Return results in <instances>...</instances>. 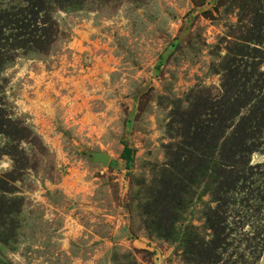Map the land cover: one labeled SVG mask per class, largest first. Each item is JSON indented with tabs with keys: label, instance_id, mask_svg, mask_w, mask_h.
Segmentation results:
<instances>
[{
	"label": "rangeland",
	"instance_id": "obj_1",
	"mask_svg": "<svg viewBox=\"0 0 264 264\" xmlns=\"http://www.w3.org/2000/svg\"><path fill=\"white\" fill-rule=\"evenodd\" d=\"M253 86L264 0H0V264H264L213 161L264 194Z\"/></svg>",
	"mask_w": 264,
	"mask_h": 264
},
{
	"label": "trees",
	"instance_id": "obj_2",
	"mask_svg": "<svg viewBox=\"0 0 264 264\" xmlns=\"http://www.w3.org/2000/svg\"><path fill=\"white\" fill-rule=\"evenodd\" d=\"M248 90L249 92H253L254 98L252 99L253 101L258 100V103L255 102H248V105L252 106H259L260 109H264V99H260V94L257 93L258 89L256 87H252V90H250L248 87L245 89ZM256 92V93H255ZM233 96H230V98L233 99ZM231 99H229L228 103H230ZM258 125V126H257ZM257 130L261 131L260 133H263L264 130V120H262L261 124L256 123ZM261 129V130H260ZM256 131L254 136H251L249 139L253 140H258L262 138L261 135H259V132ZM252 141V140H251ZM245 152V155L249 152L247 149L241 150ZM251 151V150H250ZM120 157L125 160V165L127 166L129 164V161L131 159V148L124 144L123 149L120 152ZM215 163L218 166H223L225 170H229L230 174L228 176L229 179H231V184L229 188L226 190L227 195L229 194V198L227 196V203L232 206V207H238L240 211V222L243 224L245 223L246 226H250L247 230L245 235L249 236V238H254L257 239V242L254 244H249L244 248V250L247 251V256L248 258H256L258 250L261 249L262 245L264 244V195L263 193L261 194L262 190L260 189L259 191L255 192L254 191V183L256 181H250L247 178H243V176H240V171H243L246 168H250L252 171L255 170L256 166L259 164H252L249 163L248 159L245 160V164H236L237 166H234L233 163H229L231 161H228L227 163L222 162L221 160H217V155L214 156ZM252 175V174H251ZM219 176V175H218ZM243 180V182H241ZM239 183V184H238ZM261 185V184H260ZM258 188V187H257ZM239 195L240 202H237V199ZM215 203L218 204H225L224 202L220 201V199L215 198L213 200ZM216 214L215 212L213 215ZM215 216L209 215L207 218L208 224L212 227L213 231L211 233L212 236H214V242L215 240H219L218 243H220L221 239L219 237L220 232L224 231L219 230L218 226V220L214 218ZM224 227V226H223ZM230 227V226H229ZM263 227V228H261ZM226 229V226H225ZM231 234L230 230H227L224 235L226 237H229ZM190 241L195 242V247L197 248V253L198 251H202L205 253V255H216L218 253V249L222 247V245L218 243H212V240L208 243L206 242H201L198 241V243L195 241L194 237L190 238ZM223 244H225L224 241H222ZM261 243V245H260ZM206 246V247H205ZM201 259V257H199ZM249 260L247 261V264H249Z\"/></svg>",
	"mask_w": 264,
	"mask_h": 264
},
{
	"label": "water",
	"instance_id": "obj_3",
	"mask_svg": "<svg viewBox=\"0 0 264 264\" xmlns=\"http://www.w3.org/2000/svg\"><path fill=\"white\" fill-rule=\"evenodd\" d=\"M92 159L105 165L109 161V155L101 151H96L92 153Z\"/></svg>",
	"mask_w": 264,
	"mask_h": 264
}]
</instances>
